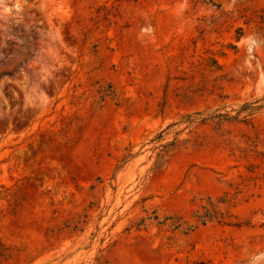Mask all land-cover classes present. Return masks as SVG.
<instances>
[{
	"label": "rangeland",
	"instance_id": "rangeland-1",
	"mask_svg": "<svg viewBox=\"0 0 264 264\" xmlns=\"http://www.w3.org/2000/svg\"><path fill=\"white\" fill-rule=\"evenodd\" d=\"M0 264H264V0H0Z\"/></svg>",
	"mask_w": 264,
	"mask_h": 264
},
{
	"label": "trees",
	"instance_id": "trees-1",
	"mask_svg": "<svg viewBox=\"0 0 264 264\" xmlns=\"http://www.w3.org/2000/svg\"><path fill=\"white\" fill-rule=\"evenodd\" d=\"M256 108H257V106H251V104L247 103V104L243 105L242 110L247 109V111L249 112V111H253ZM203 114H204L203 112L198 111V112H195L193 114L187 115L186 118L189 122H204L208 119H212V118L218 117V116L219 117H229L228 113H224V114L218 113L216 115H210L207 117L203 116Z\"/></svg>",
	"mask_w": 264,
	"mask_h": 264
}]
</instances>
